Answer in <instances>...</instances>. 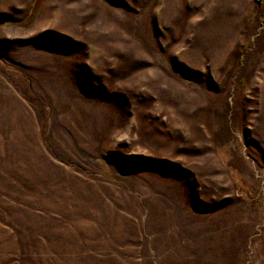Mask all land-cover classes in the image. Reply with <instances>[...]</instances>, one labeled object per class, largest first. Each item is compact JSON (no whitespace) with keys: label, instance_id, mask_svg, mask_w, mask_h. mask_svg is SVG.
<instances>
[{"label":"rangeland","instance_id":"1","mask_svg":"<svg viewBox=\"0 0 264 264\" xmlns=\"http://www.w3.org/2000/svg\"><path fill=\"white\" fill-rule=\"evenodd\" d=\"M0 264H264V0H0Z\"/></svg>","mask_w":264,"mask_h":264}]
</instances>
